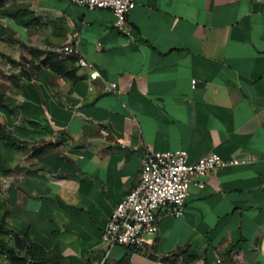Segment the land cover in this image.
Returning a JSON list of instances; mask_svg holds the SVG:
<instances>
[{
	"label": "crops",
	"instance_id": "1",
	"mask_svg": "<svg viewBox=\"0 0 264 264\" xmlns=\"http://www.w3.org/2000/svg\"><path fill=\"white\" fill-rule=\"evenodd\" d=\"M136 1L126 33L110 10L22 0L40 19L34 31L48 25L49 42L31 46L55 52L66 75L45 74L42 58L3 97L0 122L24 144L0 150L17 163L0 174V220L64 264H171L181 249L191 264H264V0ZM72 42L79 53L58 51ZM179 150L191 162L255 161L193 186L182 216L160 212L150 245L108 252L104 231L139 185L144 156ZM2 237L14 247L13 234ZM0 264L36 262L0 251Z\"/></svg>",
	"mask_w": 264,
	"mask_h": 264
},
{
	"label": "built area",
	"instance_id": "2",
	"mask_svg": "<svg viewBox=\"0 0 264 264\" xmlns=\"http://www.w3.org/2000/svg\"><path fill=\"white\" fill-rule=\"evenodd\" d=\"M87 10H110L116 17V28L129 32V16L136 8V0H71ZM67 55L79 53V42H72L58 50ZM79 66L89 72V79L97 81L101 76L92 62L79 60ZM104 91L118 93L116 83L103 80ZM198 81L193 80L195 88ZM93 90V85L90 86ZM105 136L107 132H103ZM255 158L224 160L218 155H206L190 161L187 151L148 153L142 161L141 180L116 206L103 234V245L109 250L115 247L143 248L150 245V237L158 234L159 213L171 217L182 216L196 186L206 187V179L214 172L230 166L247 165Z\"/></svg>",
	"mask_w": 264,
	"mask_h": 264
},
{
	"label": "trees",
	"instance_id": "3",
	"mask_svg": "<svg viewBox=\"0 0 264 264\" xmlns=\"http://www.w3.org/2000/svg\"><path fill=\"white\" fill-rule=\"evenodd\" d=\"M0 16L6 19H10L16 25L26 29L31 30L33 27L40 24V19L32 11L31 6L19 0H0ZM25 50L31 55L33 63L35 61H41L43 65V72L48 74L52 71L59 75H66L64 69L62 68L63 61L55 52H44L33 46H24ZM22 74H27L28 70L24 67L21 69ZM3 96L0 93V108L3 107L2 104ZM0 143L5 147L13 150H18L22 148L24 142L19 140L13 133L7 128L6 125L0 122ZM0 154V174H6L7 166ZM13 234L15 237L14 247H10L9 244L3 239L2 235ZM27 249V257L22 258L18 256V252H24ZM0 251L5 256H12L22 262H28L32 260L36 264H64V259L58 252L47 253L42 247L34 244L28 238L21 239L19 235L13 231L6 229L4 225V220H0ZM173 262L175 264L180 258L183 259L184 264H191L196 258L191 256L186 249H181L173 255ZM208 264V263H207Z\"/></svg>",
	"mask_w": 264,
	"mask_h": 264
},
{
	"label": "rangeland",
	"instance_id": "4",
	"mask_svg": "<svg viewBox=\"0 0 264 264\" xmlns=\"http://www.w3.org/2000/svg\"><path fill=\"white\" fill-rule=\"evenodd\" d=\"M6 22L0 16V93L3 97L17 94L18 83L16 79L22 77L21 69L25 67L27 70H32L33 59L24 48L27 45L25 41H27L28 46L49 42L47 23H44L40 30L34 31L35 27L29 30V38H26L19 35V32H22L20 26L14 24L11 25L12 28L5 27ZM3 148L4 145L0 143V150H3ZM1 156L3 158L2 154ZM4 160L7 168L17 164L16 161L8 162L6 159Z\"/></svg>",
	"mask_w": 264,
	"mask_h": 264
}]
</instances>
